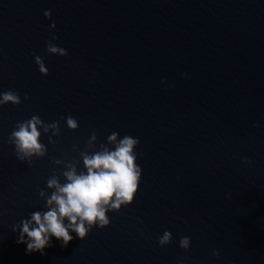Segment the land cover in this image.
Listing matches in <instances>:
<instances>
[{
  "label": "water",
  "instance_id": "95a60500",
  "mask_svg": "<svg viewBox=\"0 0 264 264\" xmlns=\"http://www.w3.org/2000/svg\"><path fill=\"white\" fill-rule=\"evenodd\" d=\"M53 36L67 57L46 53ZM9 89L21 104L0 107V264H264V0H0ZM32 115L61 134L55 145L42 135L48 154L29 167L8 137ZM69 115L77 131L60 120ZM93 130L97 144L139 138L134 203L83 241L26 254L12 225L42 209L39 191L63 168L52 158L82 168Z\"/></svg>",
  "mask_w": 264,
  "mask_h": 264
},
{
  "label": "clouds",
  "instance_id": "9594fccd",
  "mask_svg": "<svg viewBox=\"0 0 264 264\" xmlns=\"http://www.w3.org/2000/svg\"><path fill=\"white\" fill-rule=\"evenodd\" d=\"M43 15L51 20L52 12L47 10ZM55 28L53 22L51 29ZM57 39L53 36L45 42L46 53L67 57V49L58 46ZM34 60L39 73L48 76L49 69L44 59L36 56ZM161 83L167 82L162 80ZM23 99L30 100L31 97L25 95ZM7 104L19 106L20 94L11 89L0 92V107ZM60 120L64 121L70 131L79 129V121L71 115L61 116ZM60 134L59 122L48 123L38 115H32L30 119L16 123L8 143L13 146L16 159L31 167L34 160L48 154L42 135L47 136L48 144L55 145L58 141L54 137ZM89 137L86 141L87 150L80 152L82 168H78L76 163L52 158V165L63 164V168L57 174V168L54 167L47 178L46 189L50 192L45 189L39 191V198L43 201L42 209L29 213L27 218L12 225L11 231L16 234V243L26 245V254L45 255V249L53 246V239L62 249L67 248L74 239L83 241L94 228L110 226L108 213L119 212L134 203L142 180V168L138 164L142 154L136 151L140 144L139 138L127 134L121 137L118 132H112L106 142L97 144L98 136L94 130ZM76 149L77 145L74 144L72 151ZM242 163L252 165L247 157L242 159ZM172 239V233L165 230L157 237V242L163 248L171 244ZM190 245V237L179 239V246L185 252L190 249ZM213 256L219 259L220 253L214 251Z\"/></svg>",
  "mask_w": 264,
  "mask_h": 264
}]
</instances>
